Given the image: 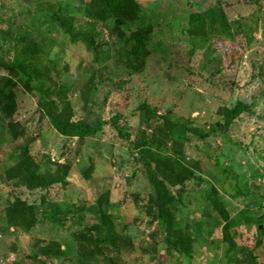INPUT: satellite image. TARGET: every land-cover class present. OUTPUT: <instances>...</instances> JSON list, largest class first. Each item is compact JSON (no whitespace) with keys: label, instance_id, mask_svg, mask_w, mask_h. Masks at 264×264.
I'll return each instance as SVG.
<instances>
[{"label":"rangeland","instance_id":"374dc122","mask_svg":"<svg viewBox=\"0 0 264 264\" xmlns=\"http://www.w3.org/2000/svg\"><path fill=\"white\" fill-rule=\"evenodd\" d=\"M88 1L0 0V64H11L29 46L36 48L28 59L48 70L52 97L69 87L66 98L75 121L85 117L88 105L107 123L83 144L61 136L38 106V96L0 66V126L5 128L0 135V264H264V233L258 231L264 217V0H137L144 23L133 24L150 25L151 32L145 37L150 54L136 69L129 66L127 38L113 32L112 21L104 26L90 19ZM217 5L224 9L230 36L184 34L193 17ZM60 15L71 17L76 32L94 36L101 45L98 55L60 29L53 20ZM239 101L255 102V117L242 115L225 135L199 139L187 134L192 142L185 150L187 162H201L203 180L186 183L184 206L174 213L178 226L193 228L192 254L182 261L177 252L166 250L157 224L145 213L152 189L135 157L138 145L155 137L159 122L144 124L138 108L147 102L158 117L170 111L177 123L210 132L223 121L222 110ZM5 107L13 111L11 120ZM8 122L20 125L24 134L13 140ZM26 145L33 159L51 171L70 167L65 180L44 190L9 181L10 154ZM171 151L168 144L165 153L174 155ZM90 165L89 180L84 172ZM206 184L230 213V254L223 219L207 200ZM106 190L110 205L102 211L94 198ZM17 198L37 211L38 224L31 231L7 222L6 209ZM110 226L129 235L132 246L121 254L111 247L105 248L106 256L97 254L84 238L98 240L95 229L105 233ZM45 247L55 248L50 256Z\"/></svg>","mask_w":264,"mask_h":264},{"label":"trees","instance_id":"16d2710c","mask_svg":"<svg viewBox=\"0 0 264 264\" xmlns=\"http://www.w3.org/2000/svg\"><path fill=\"white\" fill-rule=\"evenodd\" d=\"M88 4L85 12L90 19L97 20L104 26L109 20L112 21L113 32L118 33L124 39L127 38V41L131 44V54L128 58L129 66L133 69L143 68L144 59L150 54L145 37L151 32V27L150 25H142L144 23L142 5L137 0H89ZM70 18V16L60 15L54 17L53 20L73 41L84 40L88 51L93 53V55H98L101 45L96 43L92 34L76 32L72 27ZM192 19L189 23L190 25L184 31L185 35L202 36L209 32L230 36L229 22L222 5H217L208 11L205 16H195ZM133 22L142 24L134 25ZM36 51V48L29 46L19 53V56L11 64H0V66L17 77L28 93L38 96V106L48 118L52 127L61 136L78 139L80 144L85 143L87 139L96 138L107 125L102 115L96 109L86 105L85 117L75 121L72 104L66 98L69 93V87H63L55 98L52 97L47 89L48 78L46 76L48 70L41 67L33 57L28 59V55H33ZM139 58H142V62H138ZM254 108L255 102L248 104L239 101L234 107L223 109V121L212 127L210 132L196 126L177 123L170 111L158 117L157 109L147 102H144L138 108L141 122L146 125H149L153 120H158L159 122V129L156 130L155 137L149 142L144 139L138 145V153L135 157L138 163L141 164L144 175L152 189L149 194V200L145 205V213L149 215L153 224H157L158 237L161 236V239H163L166 250L177 252L182 261L187 262L192 254L193 228L188 223L185 224L186 226H178L174 213L184 206V199L187 193L186 183L191 180L199 182L203 180L201 162H187L185 150L188 149V153L190 148H192V142L187 138V134L199 139H207L217 134L225 135L228 128L242 115L255 117ZM5 110L7 111V117L11 120L12 116L10 114L13 111L11 112L9 107H5ZM260 119L264 121V117H260ZM112 123H114L116 130L121 132L118 120L114 119ZM6 126L10 128L9 132L13 140L19 138L20 134H24V129L20 125L15 126L13 122H8ZM4 132L5 128L0 126V135ZM168 144L171 145V153L174 155L165 153ZM193 146L197 150L200 149L197 145ZM203 151L205 155H208L205 149ZM10 157L14 164L7 168L5 176L9 181L15 183L16 186L29 190H44L55 183H62L70 171V167L61 166L54 172L46 166L37 163L30 155L27 145L17 148L10 154ZM92 170L93 165H90L89 169L84 172L86 179H91ZM227 171L224 167L223 172L227 173ZM206 188L209 192L207 200L210 201L212 210L223 219V241L228 244V253L230 254L233 249L230 213L217 196L215 188L211 184H206ZM110 198V191L106 190L94 198V203L103 211L106 206L110 205ZM178 205L180 206L178 207ZM57 208L58 206L56 205H50V209L53 211H56ZM105 217L109 219L111 216L106 214ZM6 218L9 226L13 229L31 231L38 224V214L35 207L20 198H17L6 209ZM263 226L264 217L260 221L258 220L260 235L264 233ZM110 227L105 229V233H103L101 227L96 228L98 240L86 237L84 242L92 246L97 254L104 256H106L104 254L105 248H114L118 254H121L123 249L132 246L129 235H120L112 226ZM76 238L82 239L77 236ZM45 249H47L46 251L50 256V253L52 254L55 248L45 247ZM56 252L59 257L63 256L61 249L56 248ZM234 264L239 263L234 261Z\"/></svg>","mask_w":264,"mask_h":264}]
</instances>
